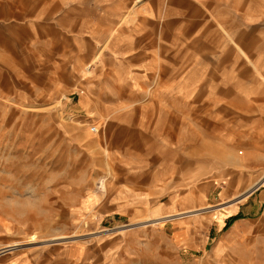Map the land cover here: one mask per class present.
<instances>
[{
	"label": "rangeland",
	"instance_id": "374dc122",
	"mask_svg": "<svg viewBox=\"0 0 264 264\" xmlns=\"http://www.w3.org/2000/svg\"><path fill=\"white\" fill-rule=\"evenodd\" d=\"M121 3L127 15L141 9L142 58L177 51L163 45L182 40L181 17L173 16L180 0ZM122 55L99 48L50 63L39 52L0 65V264H264V160H243L241 143L219 145L213 126L198 150L191 116L190 151L183 161L181 150L167 154L171 166L157 177L163 191L128 214L107 209L123 174L143 179L137 130L107 124L135 119L118 112L136 99L116 91L118 68L134 69ZM148 91L140 99L150 100ZM205 116L228 121L226 113Z\"/></svg>",
	"mask_w": 264,
	"mask_h": 264
},
{
	"label": "crops",
	"instance_id": "0c3cea01",
	"mask_svg": "<svg viewBox=\"0 0 264 264\" xmlns=\"http://www.w3.org/2000/svg\"><path fill=\"white\" fill-rule=\"evenodd\" d=\"M121 1L0 0V65L39 52L47 56L41 62L62 63L70 51L85 59L96 49L115 48L134 66L131 71L118 68L113 79L117 93L128 91L136 97L134 104L119 107L118 112L133 111L135 119L107 122L133 127L143 143L135 150L141 169L136 175L143 179L123 174L128 178L119 183L107 208L124 215L134 210L135 202L149 204L163 191L157 177L171 166L167 154L181 150L185 160L191 117L197 120L198 150L205 147L206 128L213 126L219 129L214 135L219 145L241 143L243 160H264V0H180L173 16L181 17L175 27L181 29L182 40L172 36L163 45L177 51L171 57L148 59L142 58L141 9L133 7L127 15ZM156 17L155 12L149 18L154 19L149 26L151 49L157 46ZM144 63L149 67L143 68ZM150 88L152 98L140 99ZM221 113L228 121L205 116ZM222 128L229 129L222 134ZM230 157L229 162L238 159ZM133 193L141 197L134 198Z\"/></svg>",
	"mask_w": 264,
	"mask_h": 264
},
{
	"label": "built area",
	"instance_id": "2783aa9c",
	"mask_svg": "<svg viewBox=\"0 0 264 264\" xmlns=\"http://www.w3.org/2000/svg\"><path fill=\"white\" fill-rule=\"evenodd\" d=\"M91 129H92L93 132H98V128H97V126H92Z\"/></svg>",
	"mask_w": 264,
	"mask_h": 264
},
{
	"label": "bare ground",
	"instance_id": "6f19581e",
	"mask_svg": "<svg viewBox=\"0 0 264 264\" xmlns=\"http://www.w3.org/2000/svg\"><path fill=\"white\" fill-rule=\"evenodd\" d=\"M30 242V241H29ZM18 243V242H17ZM27 243V242H26ZM25 242H24V244H26ZM18 244H20V243H18ZM22 244V243H21ZM29 244V243H28Z\"/></svg>",
	"mask_w": 264,
	"mask_h": 264
}]
</instances>
